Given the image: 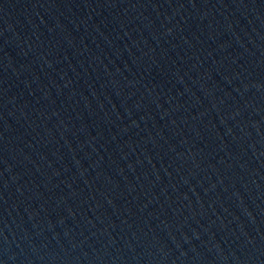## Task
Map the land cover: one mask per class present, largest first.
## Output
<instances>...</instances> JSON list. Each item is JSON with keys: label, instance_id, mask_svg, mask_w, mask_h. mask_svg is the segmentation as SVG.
Here are the masks:
<instances>
[{"label": "water", "instance_id": "1", "mask_svg": "<svg viewBox=\"0 0 264 264\" xmlns=\"http://www.w3.org/2000/svg\"><path fill=\"white\" fill-rule=\"evenodd\" d=\"M0 264H264V0H0Z\"/></svg>", "mask_w": 264, "mask_h": 264}]
</instances>
